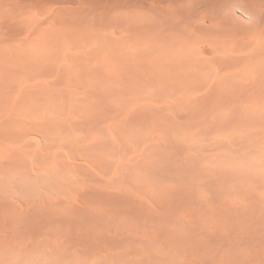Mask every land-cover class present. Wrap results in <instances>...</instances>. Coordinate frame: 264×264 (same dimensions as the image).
Here are the masks:
<instances>
[{"label": "rangeland", "instance_id": "obj_1", "mask_svg": "<svg viewBox=\"0 0 264 264\" xmlns=\"http://www.w3.org/2000/svg\"><path fill=\"white\" fill-rule=\"evenodd\" d=\"M170 6L0 0V264H253L264 61L177 86Z\"/></svg>", "mask_w": 264, "mask_h": 264}, {"label": "bare ground", "instance_id": "obj_2", "mask_svg": "<svg viewBox=\"0 0 264 264\" xmlns=\"http://www.w3.org/2000/svg\"><path fill=\"white\" fill-rule=\"evenodd\" d=\"M167 1L172 8V19L170 26L160 32L156 44L162 49L171 41L179 57L186 59L187 63L177 62L170 68L167 65L164 67L165 77L173 75L177 86L197 85L198 82H192L189 76L209 70L217 73L220 78L215 80V83L205 86H237V83L230 79L231 77L258 61H264V44H261L262 46L259 44V47L256 43L264 35V0ZM240 3H244L245 6H241ZM229 4L247 17L257 18V22L250 27H238L232 24L218 10L225 9ZM149 31L150 29H147V49L152 46L153 36L150 37ZM166 31L170 32L165 33ZM225 43L229 45H223ZM255 43L257 47L253 46ZM261 76L264 77V66ZM225 78L228 79L224 81ZM263 79L251 81L246 86L264 87ZM253 250V264H264V225L259 227L255 234Z\"/></svg>", "mask_w": 264, "mask_h": 264}]
</instances>
